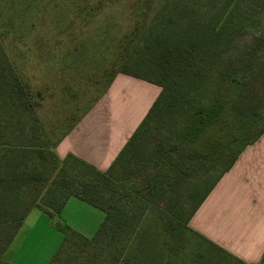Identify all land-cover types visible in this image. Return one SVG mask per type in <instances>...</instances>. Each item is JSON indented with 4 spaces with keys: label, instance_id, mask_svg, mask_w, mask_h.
<instances>
[{
    "label": "rangeland",
    "instance_id": "374dc122",
    "mask_svg": "<svg viewBox=\"0 0 264 264\" xmlns=\"http://www.w3.org/2000/svg\"><path fill=\"white\" fill-rule=\"evenodd\" d=\"M224 1L190 0L206 20ZM163 2L0 0L3 51L30 88L42 91L44 96L38 110L43 138L55 142L101 96L111 66L131 42L125 38L137 29L132 48L142 45ZM237 13L243 30L219 59L207 83L191 94L184 109L163 118L154 117L150 122L146 152L154 150L155 155L164 158L162 152L174 148L176 166L159 177L158 191L167 188L168 194L148 193L138 203L140 212L151 220L143 228L160 231L155 219L164 212L167 197L177 199L190 213L247 147L256 130H264V0H247ZM226 75L235 81L230 83L222 77ZM145 85L150 84L115 87L113 106H123L139 115L147 96ZM52 132L58 135L55 139ZM99 212V221L85 210H67L60 218L45 216L38 222L33 213L11 244L6 259H14L17 264H50L63 244V226L95 225L97 231L104 221V214ZM177 231L178 241L170 243L177 256L180 254L189 264L199 252L203 260L207 259V246L198 235L183 227ZM69 253L60 264L92 263L90 251L79 245L71 247ZM110 263L108 259L98 264Z\"/></svg>",
    "mask_w": 264,
    "mask_h": 264
},
{
    "label": "trees",
    "instance_id": "16d2710c",
    "mask_svg": "<svg viewBox=\"0 0 264 264\" xmlns=\"http://www.w3.org/2000/svg\"><path fill=\"white\" fill-rule=\"evenodd\" d=\"M246 1L225 0L206 20L190 0H164L142 45L132 48L137 29L127 35L125 40L128 43L130 38L131 42L111 66L105 90L91 107L120 74L158 86L161 93L105 172L73 154L60 158L56 153L57 146L81 117L55 142L43 138L38 115L44 97L42 91L34 92L23 80L3 51L0 40V264H14L5 260V254L32 210L59 217L70 198L99 209L104 221L93 238L84 237L64 225L63 244L50 264H60L64 255L71 254L74 245L90 251V264L108 259L110 264H189L170 246L172 241H178L180 227L198 235L207 246V259L203 260L199 252L190 264H247L189 225L243 150L190 213L177 199L167 197L164 212L155 219L160 231L142 227L151 220L140 212L141 205H138L148 193L168 194L167 188L158 191L159 177L176 166L174 148L165 149L164 158L155 155L154 150L146 152L150 122L154 117L163 118L165 114L184 109L191 94L207 83L219 59L243 30L244 24L237 11ZM222 77L230 83L235 81L231 75ZM53 132L55 139L58 135ZM263 135L264 130H256L246 146Z\"/></svg>",
    "mask_w": 264,
    "mask_h": 264
},
{
    "label": "crops",
    "instance_id": "0c3cea01",
    "mask_svg": "<svg viewBox=\"0 0 264 264\" xmlns=\"http://www.w3.org/2000/svg\"><path fill=\"white\" fill-rule=\"evenodd\" d=\"M149 84L126 75H118L107 92L91 107L56 148L60 158L73 154L99 171L113 164L128 140L142 123L161 93L158 86L145 85L147 96L139 115L126 108L113 106L115 87ZM125 111H122V110ZM85 210L99 221L100 210L76 198H70L61 215ZM98 211V212H97ZM36 215V222L50 216L34 209L27 221ZM34 220V221H35ZM101 220V219H100ZM68 223V221H66ZM70 224V223H68ZM101 224V223H99ZM76 232L93 238L95 225L85 228L70 224ZM192 229L247 264H259L264 256V135L247 146L231 169L220 179L190 221ZM19 231V232H20ZM19 234V233H18ZM17 234V235H18ZM15 240V239H14ZM14 242V241H13ZM10 248V247H9ZM9 250V249H8ZM14 264V259L11 261Z\"/></svg>",
    "mask_w": 264,
    "mask_h": 264
}]
</instances>
